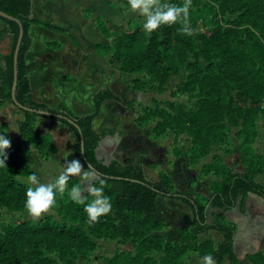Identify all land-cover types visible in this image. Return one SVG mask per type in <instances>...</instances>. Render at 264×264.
<instances>
[{"label": "trees", "instance_id": "obj_1", "mask_svg": "<svg viewBox=\"0 0 264 264\" xmlns=\"http://www.w3.org/2000/svg\"><path fill=\"white\" fill-rule=\"evenodd\" d=\"M119 2L127 5V0ZM236 2L245 3L241 0ZM170 4L181 5V2L173 0ZM0 11L18 20L23 28L17 57L16 101L23 107L54 114L41 116L17 108L24 116L17 123L22 141H17L14 147L7 150V168L0 167V205L11 209L26 208L28 186L17 177H27L35 171L26 158L22 157V154L27 153L25 145L29 143L36 146L39 155L45 160L48 155L57 152L48 134L38 135L35 132L36 118L46 119L50 124L59 125L72 134L75 141L73 159H78L86 170L88 166L80 149L82 139L84 157L105 181V195L112 202L111 212L102 216L98 222L90 224L84 205L72 201L67 190L62 196L57 193L54 210L61 217L60 220L45 216L36 223L21 222L0 230V264H54V260L45 257L44 251H56L60 258H66L74 251L83 254L94 250L96 239H115L121 246L137 244L138 254L134 258L128 257L129 264H190V254H196L200 259L211 254L216 264H222L224 260L228 264H240L233 251L235 228L225 214L235 209L243 214L249 194L264 201V159L249 145L256 134L254 122L246 125L249 118L253 119L258 113H262L264 126V111L260 106L262 99L257 95L258 87L249 78L242 75L222 76L226 62L240 59L238 52L225 49V63L209 61L204 70L225 79V83L216 89L215 101L218 108L226 114L238 112L239 118L243 119L242 128L237 133L242 142L241 154L235 165H242L244 169L228 168L220 163L219 158L213 157L212 163H206L198 169V173L214 176L209 184L210 194L205 196L176 189L165 173L158 174L157 180L153 181L147 177L139 163L123 164L117 160L105 163L98 159L96 150L102 135L94 130L93 121L101 116V104L110 101L128 109L133 101L113 92L110 85L105 84L92 97V112L87 115L75 116L64 103L49 108L44 103L35 102L25 62L31 44L29 28L38 26L64 35L73 46H78V43L62 28L36 19L32 14L31 0H0ZM0 22L3 24L2 32L11 37L10 52L6 55L0 53V101L13 104V49L18 26L15 22L2 18ZM93 23L103 38L111 40L110 45L94 44L93 53L106 58L112 70L133 76L126 85L132 91L139 92L163 93L170 82L179 77L184 67L194 70L197 68L195 63L188 62L190 56L197 60L206 47L221 46L226 40L223 31L217 27L198 31L195 35H184L180 32V23L162 26L151 33L141 27L129 29L128 23L115 24L101 16H97ZM47 46L60 49L56 42L48 43ZM65 78L63 76L61 79L64 81ZM189 78L185 89L194 83L195 77ZM262 87L264 88L261 85ZM154 120H158L151 130L155 136L162 135L168 129L174 130L178 138L182 137L183 132L188 134L191 145L185 150L190 165H197L200 159L209 154L210 142L216 143L213 129H209L206 117L199 114L196 107L174 102L168 103L167 110L145 107L143 114L137 118V125L143 127ZM232 124L237 125L235 122ZM7 126V123L0 126V135L9 138ZM176 140L178 139L175 137ZM77 183H80L79 179L69 180L68 190ZM158 197L183 204L192 215L190 223L178 230L173 241H166L159 234L167 224L158 213ZM91 199L89 196L88 200ZM209 232H214L221 238L216 246L210 240H200V236ZM151 253L161 256L156 260ZM118 256L121 257L122 254L111 259V264H118ZM246 259L250 264H264L259 252L248 255Z\"/></svg>", "mask_w": 264, "mask_h": 264}, {"label": "rangeland", "instance_id": "obj_2", "mask_svg": "<svg viewBox=\"0 0 264 264\" xmlns=\"http://www.w3.org/2000/svg\"><path fill=\"white\" fill-rule=\"evenodd\" d=\"M171 1L173 0H161L162 3H170ZM178 1L182 5L183 0ZM236 1L192 0V7L189 10L192 35H195L198 31L217 27L223 31L226 40L221 46L206 47L197 60L190 56L188 62L195 63L197 68L194 70L184 67L179 77L172 80L163 93L132 91L123 82L128 81L133 76L113 72L116 75H122L123 82L115 81L111 89L120 96L132 100L133 104L128 109L111 102L102 106V116L93 123L96 132L101 134L104 139L97 152L99 159L105 163L110 162L111 159L118 160L121 163H140L149 179L155 181L158 174L163 172L171 179L175 188L189 190L195 194L205 196L210 194L209 184L214 180V176L198 173V169L206 163H212L213 157L219 158L220 163L228 168L234 170L244 169L242 165H235L241 154L242 142L237 133L242 128L243 119L239 118L238 112L226 114L218 108L219 105L215 101L216 89L225 83V79L223 80L218 74H211L204 70L209 61L225 63L223 51L234 50L238 52L240 59L226 62L222 76L242 75L249 78L258 87L257 95L262 99L260 106L264 111V88H261V85L264 86V0H241V2H245L244 4H238ZM79 2L65 0L62 11L56 9V7L48 8L43 7V5L39 7L35 5L36 14L39 16L38 20L61 26L67 32H72L76 37L83 39L85 37L90 41L102 39L105 40L104 43L109 45L111 40L103 39L96 32L94 24L86 17L101 16L115 24L127 25L128 23L129 29L141 27L145 31L143 28L145 19L137 13H133L128 5L115 3L113 0H81ZM67 19L70 21H66ZM45 32L48 35H44L45 37L40 38V40L35 39L33 54L39 62L43 61L50 64L49 68V65L44 66V69H49V71L47 70L48 73L46 75L40 74H42V77L48 76L49 78L47 92L55 93L58 91L57 83L59 82L55 80L54 76L65 70L63 56L60 62L59 53L44 46L45 51L48 52L45 57V54L39 48V41L47 38L59 42L61 37L48 31ZM52 36L55 38L53 39ZM10 44V38L4 45L0 41V46L6 54L10 52ZM54 61H57V63ZM31 73L36 74L38 72L35 70ZM193 76L195 77L194 83L189 86L190 88L185 89L189 77ZM104 83V81L101 83L100 78H94L92 82L88 80L79 86V92L88 100L83 103L81 110L90 114L92 110L91 97ZM69 98L71 104L74 105L72 103L74 99ZM171 102L196 107L199 114L206 117V123L210 125L209 129H213L216 143L210 142L209 154L200 159L197 165H190L188 162L185 149L191 145V142L186 132H183L182 137L178 138L174 130L168 129L162 135L155 136L151 130L156 126L158 120L149 121L143 127L137 125V118L143 114L145 107L167 110L168 103ZM23 119L24 116L18 111L17 107L9 102L0 101V126L7 123L6 132L9 135L12 147L17 141H22L17 131V123ZM37 119L43 118H36L35 122ZM231 121L237 123V125L233 126ZM249 123H253L256 132L249 145L256 154L261 155L264 159L262 113H258L253 119L249 118L246 125H249ZM56 127L59 128L49 135L46 133L45 127L36 126L34 123V129L38 135L48 134L52 144L57 145V147L55 146L58 152L56 155L52 156L50 154L47 160L42 159L37 147L29 143L25 145L27 153L22 154V157L26 158L42 183L54 180L63 170L66 159L68 161L73 160L72 150L75 147V141L72 134L59 125H56ZM175 137L178 140L175 141ZM17 179L26 186H30L26 182V177H17ZM71 179L79 178L70 177L69 180ZM156 204L158 213L167 224L166 228L159 234L166 241H173L178 230L190 222L191 213L186 206L173 200L158 197ZM45 216H51L56 220L61 219L54 209L48 214L35 218L29 214L27 208L11 209L0 205V230L8 225L21 222L36 223ZM226 216L235 228V253L239 263L250 264L246 257L258 252L264 260V202L254 196H249L246 199L243 214L235 209ZM200 240H210L216 245L221 241V238L212 232L205 235V237L202 236ZM95 244L96 248L90 252L82 254L74 251L72 255L69 254L66 258H60V254L56 251L49 252L46 250L44 255L54 260V264H111V259L122 254L121 257L118 256L116 263L129 264L128 257L134 258L138 254L137 244L121 246L117 244L115 239H96ZM151 256L157 260L161 255L151 253ZM188 261L190 264H200L201 259L196 254H190ZM222 264H228V262L224 260Z\"/></svg>", "mask_w": 264, "mask_h": 264}, {"label": "crops", "instance_id": "obj_3", "mask_svg": "<svg viewBox=\"0 0 264 264\" xmlns=\"http://www.w3.org/2000/svg\"><path fill=\"white\" fill-rule=\"evenodd\" d=\"M64 1L65 0H31L32 14L34 15V17L36 19H38L39 16H37V14H36L37 10L35 8V5L38 6V7L43 5V7L45 6V7H48V8L56 7V9H59V10L62 11L63 7H64ZM74 1L76 3H80L79 1H81V0H74ZM109 1H111V0H109ZM113 2L120 3L119 0H113ZM86 18L90 19V21L93 23V20L96 17L95 18L86 17ZM39 21L43 22L41 20H39ZM66 21H70V20L67 19ZM43 23H47V22H43ZM49 24H51V23H49ZM54 26H56V25H54ZM57 27L62 28L61 26H57ZM74 27H76V25H74ZM62 29L65 31L66 34L72 36L77 41L78 46H73L64 35L50 32V31H48L46 29H43L41 27H38V26H31L29 28V34H31V36L33 35V37L31 38V44H30L29 49H28V51L26 53L25 62H26V66H28L27 70H28L29 84H30V88L32 90V99L35 102L46 104L49 108H54L58 104L64 103L75 116L87 115L86 111L80 109L83 106V103L85 101H88V100L85 99L83 97V95H81V93L79 92V90H78L79 86L82 83L87 82L88 80H89V82H92L94 78H96V79L100 78L101 83H102V81L105 82L103 84V86L105 84H109L110 88H111V86L115 83V81L119 80V81H121V83L123 82L122 81L123 79H121L122 75H118V74L116 75L115 73H113V72H117V71L112 70L108 66L107 59L98 57L92 51V46L94 44L100 43V44L108 45V43H104L105 40L98 39V40L90 41V40L85 39L84 36H83L84 39L80 38V37H76L74 34H72V32H67V30L65 28H62ZM2 31H3V24L0 22V36H1V40L0 41H2V43L4 45V43L6 44V42L9 41V38L11 40V37L9 35H7V34H4ZM32 31H33V33H32ZM45 31H48V32H50L52 34H55V35L61 37L60 40H59V42H61V43H59L58 41H54V40L51 41V40H49L47 38H43V39H41V41H39L40 42L39 48H41V51L43 52V54H45V57L48 54V52L45 51V47L48 48V49L54 50L57 53H59V55H60L59 61L60 62H61V58L63 56V62L65 64V70L62 71V72H59L58 74H56L54 76L55 80L59 82V83H57V90L58 91L55 92V93L47 92L48 91L47 82H49V78H48V76L47 77L45 76L47 78V80H46L45 77H42V74L46 75L48 73V71H49L48 68L50 67V64H48L46 62H43V61L39 62L38 58H36L35 54H33V48L35 46L34 45L35 39H39L40 40V38L45 37L46 35H48V33H46ZM49 36H51V35H49ZM54 38L55 37H53V39ZM94 41H98V42H94ZM51 42L58 43L60 45V49H54V48L48 47L47 44L51 43ZM0 53L2 55H6V53L3 51L1 46H0ZM54 62L57 63V61H54ZM46 65H49V66H48L47 69H44V66H46ZM35 70L38 73L32 74L31 72H33ZM40 73H42V74H40ZM117 73H119V72H117ZM119 74H121V73H119ZM63 76L66 77L64 81L61 79ZM126 82L127 81H124L123 83L126 84ZM141 93H143V92H141ZM94 94H93V96H94ZM69 97H71V100L74 99V101L72 100V103L74 105L71 104V101H70ZM92 97H91V99H92ZM108 102H110V101L103 102L101 104V106H100V110H101L102 106L105 103H108ZM111 103H113V102H111ZM91 104H92V102H91ZM113 104H116V103H113ZM91 112H92V110H91ZM101 116H102V111H101ZM101 116H99L96 119L98 120ZM94 121H93V123H94ZM35 125L36 126L39 125L41 127H45L46 133H48L49 135L52 134L54 132V130H57L59 128V127H56V125L49 124V122L47 120H45V119H37L36 122H35ZM50 125H52V126H50ZM50 127H52V128H50ZM93 128H94V126H93ZM94 130L96 131V129H94ZM64 134H67V133H64ZM103 141H104V139H103V136H102V140H101V142H100V144H99V146H98V148L96 150V154H97L98 149L100 148V146H101ZM55 146L57 147V145H55ZM57 153L58 152H56L55 154H51V155L54 156ZM111 160H115V159H111ZM123 164H130V163H123ZM249 196H254V195L249 194L247 196V198H249ZM254 197H256V196H254ZM256 198L260 199L259 197H256ZM165 199H167V198H165ZM231 212L232 211L227 212L225 214V216L228 213H231ZM191 219H192V215H191ZM226 219L228 220L227 216H226ZM209 233H212V232H209ZM202 236L205 237V235H202ZM202 236H200V238H202ZM234 252H235V249H234ZM235 256H236V253H235Z\"/></svg>", "mask_w": 264, "mask_h": 264}, {"label": "clouds", "instance_id": "obj_4", "mask_svg": "<svg viewBox=\"0 0 264 264\" xmlns=\"http://www.w3.org/2000/svg\"><path fill=\"white\" fill-rule=\"evenodd\" d=\"M127 5L133 13L145 19L143 28L148 33L162 26L180 23L182 25L181 34H192L189 23L192 0H183L182 5L162 3L161 0H127ZM10 148L11 141L8 136L0 135V167L7 168V150ZM70 177H78L80 183L68 190ZM26 182L30 186L26 191L25 206L29 214L35 218L50 213L55 207L57 193L62 196L66 190L72 201L85 206L84 211L90 224L98 222L102 216L108 215L112 210L111 198L105 195V181L93 168L88 167L85 170L84 165L78 159L71 161L66 159L63 170L48 183H42L36 173L28 175ZM89 196L92 197L90 201ZM200 264H216V260L213 255L207 254L202 257Z\"/></svg>", "mask_w": 264, "mask_h": 264}, {"label": "water", "instance_id": "obj_5", "mask_svg": "<svg viewBox=\"0 0 264 264\" xmlns=\"http://www.w3.org/2000/svg\"><path fill=\"white\" fill-rule=\"evenodd\" d=\"M0 18L6 19V20H9V21H13L18 26V36H17V40H16V43H15V46H14V49H13V81H12V87H11V100H12L13 105L15 107L23 110V111L30 112V113H35L37 115L54 116V114H51L49 112L36 111V110H32V109L23 107L20 104H18V102L16 101V99H15V87H16V82H17V57H18V52H19V48H20V45H21L22 37H23V28H22V26H21V24H20V22L18 20L6 15L5 13H3L1 11H0ZM68 122L72 123L71 121H68ZM80 149H81V155H82V158H83L84 162L86 163V165L88 167H91L90 164L86 161V159L84 157V154H83L82 139H81ZM234 239H235V236H234ZM234 249H235V242H233V251H234ZM234 254H235V252H234Z\"/></svg>", "mask_w": 264, "mask_h": 264}]
</instances>
